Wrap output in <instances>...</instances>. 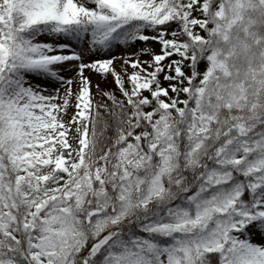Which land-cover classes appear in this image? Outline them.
Here are the masks:
<instances>
[{"label": "snow or ice", "instance_id": "1", "mask_svg": "<svg viewBox=\"0 0 264 264\" xmlns=\"http://www.w3.org/2000/svg\"><path fill=\"white\" fill-rule=\"evenodd\" d=\"M0 264H264V0H0Z\"/></svg>", "mask_w": 264, "mask_h": 264}]
</instances>
